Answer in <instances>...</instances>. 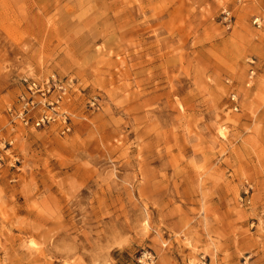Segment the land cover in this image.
Masks as SVG:
<instances>
[{
	"label": "rangeland",
	"instance_id": "obj_1",
	"mask_svg": "<svg viewBox=\"0 0 264 264\" xmlns=\"http://www.w3.org/2000/svg\"><path fill=\"white\" fill-rule=\"evenodd\" d=\"M0 264H264V0H0Z\"/></svg>",
	"mask_w": 264,
	"mask_h": 264
},
{
	"label": "built area",
	"instance_id": "obj_2",
	"mask_svg": "<svg viewBox=\"0 0 264 264\" xmlns=\"http://www.w3.org/2000/svg\"><path fill=\"white\" fill-rule=\"evenodd\" d=\"M259 19L253 20V25L259 27ZM254 73L250 72V77ZM25 92L18 96L16 103L9 108L8 112L12 118V122L20 124L25 128H42L54 122L56 119H62L65 124V116L59 115L56 111L59 104V99L53 102H46V94L52 89H58L63 94L62 86L56 84L54 80H46L38 82L30 80L25 82ZM39 97L37 101L36 98ZM235 96L231 97L234 101ZM51 110V111H48ZM69 128L64 126L62 132H68Z\"/></svg>",
	"mask_w": 264,
	"mask_h": 264
}]
</instances>
